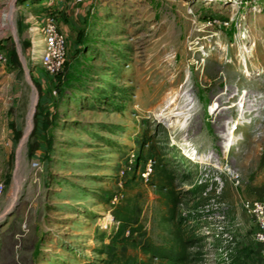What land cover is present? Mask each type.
Segmentation results:
<instances>
[{
    "label": "rangeland",
    "instance_id": "obj_1",
    "mask_svg": "<svg viewBox=\"0 0 264 264\" xmlns=\"http://www.w3.org/2000/svg\"><path fill=\"white\" fill-rule=\"evenodd\" d=\"M10 1L0 264H174L143 245L183 253L190 238L188 264H264L243 205L264 199V0H65L60 25L80 24L62 28L60 89L41 61L44 10Z\"/></svg>",
    "mask_w": 264,
    "mask_h": 264
},
{
    "label": "built area",
    "instance_id": "obj_2",
    "mask_svg": "<svg viewBox=\"0 0 264 264\" xmlns=\"http://www.w3.org/2000/svg\"><path fill=\"white\" fill-rule=\"evenodd\" d=\"M227 1V0H223ZM239 0H228V3H238ZM230 21L224 17L210 16L204 21L205 24H228ZM40 31L44 39V49L41 54V61L44 67L51 73H57L63 67L64 61L67 56V38L60 28L57 13L50 14L46 20L40 23ZM204 49V45L197 47ZM204 52V51H203ZM5 58L4 54L0 51V58ZM153 159L150 158L146 163L143 175L148 177L152 171ZM5 189V182L0 180V194ZM111 200L116 202L118 195H114ZM245 210L254 218L256 223L255 239L258 242L264 243V199L262 198H247L243 201ZM120 224V221H118Z\"/></svg>",
    "mask_w": 264,
    "mask_h": 264
},
{
    "label": "trees",
    "instance_id": "obj_3",
    "mask_svg": "<svg viewBox=\"0 0 264 264\" xmlns=\"http://www.w3.org/2000/svg\"><path fill=\"white\" fill-rule=\"evenodd\" d=\"M55 5L50 6L47 5V6H44L45 10L48 11L49 14H53V13H56L57 10L54 8ZM82 39L81 37V33H78V41L80 42ZM70 63V59L69 57L66 56V59L64 61V64H63V67L60 71H58L57 73H55L54 77H56L59 81L57 82L56 84V87L58 89L61 88V80H62V74H63V71L65 70V68L69 65ZM49 125V122H44V127L45 126H48ZM16 134H18V132L16 131ZM114 217L118 220H120V223H121V226L119 227L120 229L121 228H124L126 226V220L124 217H121L120 215L118 214H115L114 213ZM191 239H186L184 241V251L183 253H173L171 252L170 250L168 249H165L163 247H160V246H157L153 243H150L148 245H143V248L146 252L150 253L152 257H155V256H160L161 258H163L166 262L167 261H173L174 264H188V256L185 253V250H186V247H188L186 244L188 243H191Z\"/></svg>",
    "mask_w": 264,
    "mask_h": 264
},
{
    "label": "crops",
    "instance_id": "obj_4",
    "mask_svg": "<svg viewBox=\"0 0 264 264\" xmlns=\"http://www.w3.org/2000/svg\"><path fill=\"white\" fill-rule=\"evenodd\" d=\"M15 0H11L10 1V3L11 4H15V2H14ZM17 1H20L21 3L19 4V6L20 7H22V6H26V5H30V6H41V8L44 10L42 13L41 12H37L38 14H37V16H38V18L39 19H41L42 21H44V20H46V18L50 15L49 13H48V11H46L45 10V8H44V6H47V5H49L50 6V4H51V6H53V5H55V9L57 10V12L58 11H66L67 10V8H68V6H69V4L68 3H66V1L65 0H17ZM87 7H88V5H86V10H87ZM73 23H70V24H72V28H75V25L77 26V23L78 24H80V22H79V20L78 19H76V21H75V24H74V21H72ZM60 24V23H59ZM70 24H69V22H68V24L67 25H60V28H61V30H62V28L64 27V30H66V31H68L69 29L68 28H70L69 26H70ZM74 24V25H73ZM63 31V30H62ZM72 34H74L73 32H72ZM0 196H1V194H0Z\"/></svg>",
    "mask_w": 264,
    "mask_h": 264
},
{
    "label": "bare ground",
    "instance_id": "obj_5",
    "mask_svg": "<svg viewBox=\"0 0 264 264\" xmlns=\"http://www.w3.org/2000/svg\"><path fill=\"white\" fill-rule=\"evenodd\" d=\"M213 106H219V105H218L217 102H215V105H213ZM32 110H33V108H32ZM31 112H32V111H31ZM31 126H32V117L30 118L29 126H28V128L26 129L25 136H24V138H23V140H22V143H23V144H24V143L26 142V140H27V137H28V134H29V132H30ZM234 128H235V127H234ZM232 142H233V140H232V141H231V140H228V141H227V144H226L227 149L231 147Z\"/></svg>",
    "mask_w": 264,
    "mask_h": 264
}]
</instances>
